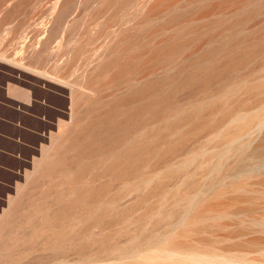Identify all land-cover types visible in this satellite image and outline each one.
Here are the masks:
<instances>
[{
  "label": "rangeland",
  "instance_id": "1",
  "mask_svg": "<svg viewBox=\"0 0 264 264\" xmlns=\"http://www.w3.org/2000/svg\"><path fill=\"white\" fill-rule=\"evenodd\" d=\"M55 1L42 0L46 11L19 37L0 40L8 59L43 39ZM119 1L97 25L86 20L74 56L72 23L84 11L69 13L72 25L48 42L49 76L69 59L59 79L78 87L113 33L139 23L144 0ZM7 66L0 209L24 236L22 264H264V0H149V74L133 71L134 98L123 76L102 83L62 138V86L8 84L17 77Z\"/></svg>",
  "mask_w": 264,
  "mask_h": 264
},
{
  "label": "bare ground",
  "instance_id": "2",
  "mask_svg": "<svg viewBox=\"0 0 264 264\" xmlns=\"http://www.w3.org/2000/svg\"><path fill=\"white\" fill-rule=\"evenodd\" d=\"M116 2L118 3L120 1L56 0L53 3L50 12L47 13V16L45 15L46 18H44L42 21L40 20L41 22L39 21L40 28H38V31L40 30L41 32H43V39L42 37L41 39L38 38L39 40L37 39L36 45H28L23 49L21 48V56L19 58L12 59H8V54L7 52H5L6 50L0 47V63L8 65V68L15 70L14 73L16 75H14V77H17L8 79L7 81H10L8 84H10L11 82H17L25 83L26 85L31 86L38 85L40 87H43L48 85L46 81H50L59 86H62L60 90L62 93L63 108H66V110H60L57 112L61 116L66 114L68 120L67 122H61V124H59L62 128L58 133V137L60 138L68 133L69 125L73 126L75 130H77L79 124V119L76 115L78 111V104L83 103L84 105H86L88 99H90L91 96L94 97L100 91L102 83H109V81L123 76V81L127 87V98L133 99L134 92L132 93V91L134 88V82L132 81L133 77L131 76L133 71L139 69L143 77H147V75L149 74V0H144L140 5V19L138 24H135L132 20H130L122 30L118 29L115 33H113L110 44L105 50H103L102 53H100L97 59H95V64L92 66L91 71L87 73L88 75H83L82 82L79 83L78 87L73 86L74 84L69 85L68 83L64 81L62 82L61 79H59L61 75L68 70L70 62L69 59H67L65 62L60 61L61 63L58 62L56 64H53V71L51 72L55 75V77L49 76L47 74V72L50 71L47 68L48 66L45 67L44 64L50 56V52L48 50V42L50 41L52 36L57 31L65 32L66 28L76 23L78 26H80V33L78 34L76 41L69 44V53H71L72 56L78 54L81 51L86 38V32L82 30L86 20L88 19V21H90L94 25H97L99 19L104 16V13L109 8L116 5ZM123 2H121V4ZM74 9H79L80 11H84L85 13L83 12L81 18L78 19V22H73L71 24L67 17L69 13ZM45 11L46 9L42 0H0L1 42L3 44L8 43L13 38L19 37L27 27H31L36 24L34 23L35 16ZM61 27H63L62 30ZM138 29H140L139 35ZM59 40L63 42L64 39ZM38 69H40V71H38ZM34 75L39 76L44 80H40L39 78H31V76ZM103 75L106 77V79ZM96 101H99V99ZM249 115L250 112H245L242 115V120L247 117H249V119L252 118ZM262 120V118L259 119V123L262 122ZM221 133L224 134L227 133V131ZM232 139L233 137L229 140V142H232ZM58 145L59 144L54 147L55 151L58 149ZM257 151H261V148H257ZM75 201L77 202L78 199L76 198ZM4 210V208L0 209V264H22L20 254L22 252L24 236L18 226H16L15 224H10L9 222H11V220H9L8 222L9 216L8 214L4 213ZM58 217L59 215L57 213V210H52L49 217L47 218V227L49 228L47 246L50 251H52L55 246L56 233L53 227H55ZM11 252H15L16 254V259H14V262L10 260Z\"/></svg>",
  "mask_w": 264,
  "mask_h": 264
}]
</instances>
